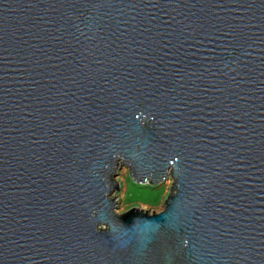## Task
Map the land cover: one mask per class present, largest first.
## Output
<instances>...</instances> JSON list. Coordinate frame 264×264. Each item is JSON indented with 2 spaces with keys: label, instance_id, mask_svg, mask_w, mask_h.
I'll list each match as a JSON object with an SVG mask.
<instances>
[{
  "label": "water",
  "instance_id": "95a60500",
  "mask_svg": "<svg viewBox=\"0 0 264 264\" xmlns=\"http://www.w3.org/2000/svg\"><path fill=\"white\" fill-rule=\"evenodd\" d=\"M0 264H264V0H0Z\"/></svg>",
  "mask_w": 264,
  "mask_h": 264
},
{
  "label": "rangeland",
  "instance_id": "374dc122",
  "mask_svg": "<svg viewBox=\"0 0 264 264\" xmlns=\"http://www.w3.org/2000/svg\"><path fill=\"white\" fill-rule=\"evenodd\" d=\"M112 176L113 181L118 184V189L112 193L116 201L115 211L117 214L138 207L148 213L161 212L165 207V200L174 185V178H168L158 185H141L133 181L129 169L121 166Z\"/></svg>",
  "mask_w": 264,
  "mask_h": 264
}]
</instances>
